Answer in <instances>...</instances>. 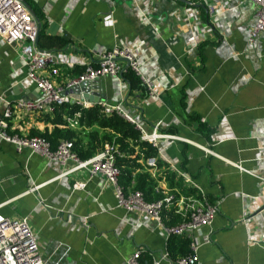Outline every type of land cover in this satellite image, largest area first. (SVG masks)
Returning a JSON list of instances; mask_svg holds the SVG:
<instances>
[{
    "label": "crops",
    "instance_id": "crops-1",
    "mask_svg": "<svg viewBox=\"0 0 264 264\" xmlns=\"http://www.w3.org/2000/svg\"><path fill=\"white\" fill-rule=\"evenodd\" d=\"M24 2L40 23L38 48L59 53L58 85L114 46L136 48L154 95L137 76L133 84L105 77L98 81L100 100L92 106L120 104L146 131L157 127L186 140L161 142L155 169L147 168L143 157L137 162L140 167L129 162L131 183L125 187L121 174L119 185L134 190L137 176L146 173L156 193L176 198L202 194L217 205L211 225L192 236H179L190 240V250L192 239L199 245L197 264H264V32L249 43L254 4ZM39 97L23 62L0 39V116L5 103ZM53 117L17 116L11 125L26 136L66 128L54 125ZM69 129L84 145L96 144L89 137L95 127ZM98 133L100 138L103 131ZM66 170L0 140V218H26L46 264H125L137 250L151 264H175L180 258H171L168 239L153 220L118 206L104 178L90 177L87 170L59 177ZM76 183H84V188L73 189ZM32 187L37 188L28 192ZM169 215L164 213L165 225Z\"/></svg>",
    "mask_w": 264,
    "mask_h": 264
},
{
    "label": "built area",
    "instance_id": "built-area-1",
    "mask_svg": "<svg viewBox=\"0 0 264 264\" xmlns=\"http://www.w3.org/2000/svg\"><path fill=\"white\" fill-rule=\"evenodd\" d=\"M238 1L239 3L251 2L255 6V22L248 39L249 43H253L257 36L264 32V0ZM37 25L38 21L24 0H0V39L14 49L15 54L27 69V79L40 92V97L36 100L27 99L5 103L0 116V140L14 145L18 152L27 149L32 154L44 157L48 162H57L60 166L66 167L67 170L59 177L79 170H87L90 177L104 178L113 187L119 207L150 218L164 231L167 239L172 236H192L193 233L200 232L203 227L211 225L218 213V208L202 194L199 196L189 194L179 198L172 194H165L160 200L148 202L142 192L133 189L125 190L119 185L121 171L116 166V158H122L123 154L115 144L106 143L96 155L87 160H80L73 152L72 141L60 140L57 147L52 150L49 142L42 137L15 133L11 123L17 116L52 115L55 109L65 105H77L83 109L91 107V103L83 99L75 100L68 93L85 82H95L105 77L122 81L124 75L131 72L147 87L150 96L154 95L151 83L145 81L142 75L136 48L129 46H114L106 50L98 56L96 63L87 64L82 73L58 85L56 80L59 77L61 64L59 53L42 51L38 48L36 44ZM99 105L106 116L115 112L133 124L140 132V141L155 148L158 156L161 154L159 149L161 142L186 141L179 136L165 134L157 127L151 132L146 131L124 113L120 104L112 106L99 103ZM80 117V112H75L72 117H64L66 127H77ZM157 164V156L145 159V165L149 169H155ZM180 176L185 182L191 183L186 176L182 174ZM84 185V183H76L73 189L82 190ZM36 188L32 187L28 192H33ZM165 212L179 216L181 221L175 225H165ZM198 247L197 242L192 239L191 254L178 258L175 264H197ZM141 252L140 250L134 252L125 264H140ZM0 264H46L37 251L36 235L26 218L14 220L0 218Z\"/></svg>",
    "mask_w": 264,
    "mask_h": 264
},
{
    "label": "trees",
    "instance_id": "trees-1",
    "mask_svg": "<svg viewBox=\"0 0 264 264\" xmlns=\"http://www.w3.org/2000/svg\"><path fill=\"white\" fill-rule=\"evenodd\" d=\"M135 75L131 72L124 75V78L133 84ZM137 78V77H136ZM139 79V78H138ZM75 112H80L81 117L78 120V127L96 128L93 130L89 137L90 141L96 142L95 145L83 144V140L79 139L78 133L67 128L66 122L63 117H72ZM54 125L64 126L65 129H59L57 126L51 131L47 130L40 134H32V136H39L49 142L50 147L54 150L60 140H69L73 142V152L80 160H86L93 156L97 151L103 148L106 143L115 144L119 151L123 154L122 158H116V166L123 168L121 174L124 176L125 187L131 183V170L126 166L129 162L140 167L137 162L141 157L148 158L155 156L157 150L149 144L140 141V132L136 130L135 126L128 122L124 117L117 113H112L106 116L103 113L100 105H93L87 109H83L77 105H65L55 109L54 117L51 121ZM98 130L103 133L99 138ZM99 139V140H98ZM134 190L142 192L144 198L148 202L157 201L163 198L159 192H155V186L149 180L148 174H139L135 181ZM168 226L175 225L181 221L179 216L169 215ZM167 250L172 259L176 257H185L191 254L190 240L172 236L168 239ZM140 264H151L150 260L146 257L140 259Z\"/></svg>",
    "mask_w": 264,
    "mask_h": 264
},
{
    "label": "water",
    "instance_id": "water-1",
    "mask_svg": "<svg viewBox=\"0 0 264 264\" xmlns=\"http://www.w3.org/2000/svg\"><path fill=\"white\" fill-rule=\"evenodd\" d=\"M40 31V23L38 22L37 25V37H36V44H38V36ZM99 84L98 81L95 82H85L81 85L74 87L71 89L68 93H74L76 95H79L83 98L84 101L90 102V103H98L100 98L97 90H99Z\"/></svg>",
    "mask_w": 264,
    "mask_h": 264
}]
</instances>
